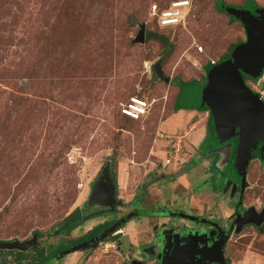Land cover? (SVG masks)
Here are the masks:
<instances>
[{
	"label": "rangeland",
	"instance_id": "rangeland-1",
	"mask_svg": "<svg viewBox=\"0 0 264 264\" xmlns=\"http://www.w3.org/2000/svg\"><path fill=\"white\" fill-rule=\"evenodd\" d=\"M168 1L0 0V243L35 235L45 255L62 250L51 264H158L162 246L154 247L156 238L168 228L205 229L189 218L198 217L228 232L222 251L228 264H264V224L235 232L231 222L237 194L230 195L235 177L226 159L234 139L201 157L183 145L185 114L164 121L176 88L189 103L205 84L209 61L218 63L244 42V30L217 9L216 0H189L184 24L160 30L155 13ZM254 2L264 9V0ZM244 3L221 0L224 7ZM141 26L143 41L134 42ZM157 60L168 83L150 78ZM249 80L243 79L247 87ZM132 95L151 104L145 119L120 116V105ZM169 141L176 152L164 167ZM104 169L110 179L118 176L113 198L119 206L105 223L129 225L93 249L74 251L81 254L77 259L79 254L64 251L90 227L56 235L53 230L73 210L81 216ZM245 183L238 209L264 207V162L257 152ZM161 211L188 217L137 216ZM152 247V255L145 253ZM0 251V264H14V253Z\"/></svg>",
	"mask_w": 264,
	"mask_h": 264
},
{
	"label": "water",
	"instance_id": "water-1",
	"mask_svg": "<svg viewBox=\"0 0 264 264\" xmlns=\"http://www.w3.org/2000/svg\"><path fill=\"white\" fill-rule=\"evenodd\" d=\"M220 8L229 17L240 23L244 30L245 41L236 44L229 51L228 58L218 61L208 69L205 75V84L198 88V95L194 97L196 103L192 107H196L200 101L211 115L219 134L224 139L237 138L232 153V172L235 179L239 180V195L241 196L246 186L245 175L251 160V151L256 149L258 144L264 143V103L244 85L242 79V75L249 79L257 78L264 67V9L253 8L249 11L222 5ZM143 30L141 26L134 42L142 43ZM149 69L152 80L157 79L168 83L169 79L163 76L159 60L152 63ZM226 156L228 158L227 153ZM234 187L235 185H233ZM113 194L112 181L104 169L92 184L87 204L111 208L114 204ZM232 194L233 191L230 195ZM238 203L240 204V202ZM180 215L188 217L184 214ZM263 216L264 207L259 212L249 207L241 214H236L232 222L235 232L240 231L244 225L259 226L263 221ZM130 218V215H127L126 219ZM122 222L124 220L113 223L104 228L97 236L72 246L70 251L65 253L93 249L108 235L115 232L116 227ZM200 222L205 221L201 220ZM171 232L169 230L165 232L166 234H162L163 238L162 235L160 237L165 244L162 246V250L156 254L158 264H228L222 253L223 240L206 247L207 240L204 236L186 234L179 238L176 234L171 236ZM167 234L169 237L165 236ZM35 242L36 236L33 235L30 240L22 243L17 241L0 243V248L25 250ZM197 244H201L202 248L193 253V247H196ZM171 245L174 247L172 248ZM144 251L148 255H152L151 248L144 249ZM196 254L199 256L196 257ZM129 264L139 263L132 261Z\"/></svg>",
	"mask_w": 264,
	"mask_h": 264
},
{
	"label": "trees",
	"instance_id": "trees-1",
	"mask_svg": "<svg viewBox=\"0 0 264 264\" xmlns=\"http://www.w3.org/2000/svg\"><path fill=\"white\" fill-rule=\"evenodd\" d=\"M216 1H217V9L222 10L220 8L221 0H216ZM163 7L164 6L162 5V6H160L159 9H161ZM236 8H238V7H236ZM253 8H256V4H255L254 0H245V3L243 5L242 9L251 11ZM229 19L231 20V22L236 21L232 17H229ZM154 23H155V21H154ZM154 26L156 27V23L154 24ZM155 37H157V36H155ZM236 44H238V43H236ZM235 45L231 46L229 51ZM228 57H229V52L226 55L222 56L221 58H218L217 62L222 60V59L228 58ZM207 64L208 63H206V61H205V63L203 65H207ZM242 78L249 80V78L244 76V75H242ZM182 83L185 84L186 82H182ZM195 83H198V81H195ZM180 93H181V89L179 88L178 95L176 97V103H177V99H178V101H179V98L183 99V96L180 95ZM196 95H198V89L194 92V94H190V96H189L190 102L189 103H186L185 106L177 103L176 107L181 108L183 106L184 108H191L194 105L192 100H194V97ZM196 107L198 109H205L206 110L205 106L200 101ZM208 119L209 120H208L207 135H206L205 140L203 141V143L200 146V151L198 152L201 157L205 156V155H210L212 153L217 154V153L221 152L224 149V143L226 140L217 131L216 126H215L210 114H209ZM233 139L236 142L237 138L234 137ZM234 148H235V146H234ZM255 152H257V155H258L260 162L263 163L264 162V143L258 144L256 149L251 151V157L254 156ZM212 161L213 160H211V163H212ZM228 161L230 162V164L232 166V162H233L232 154H231V157H229L227 159V162ZM111 181H112L113 187L115 188V177H113V179L111 177ZM240 199H241V197L238 198V202H240ZM238 202L236 205L239 204ZM180 214H181L180 212L174 213L171 211L170 212L169 211H164V212L161 211V212L137 213V216H148V217H154V218H156V217H172L173 219L177 220L180 218V216H181ZM201 220H202V218L199 219L198 217H192V221H194L195 223L197 221L200 222ZM115 221H111V223H113ZM80 223H81V217L79 215L78 210L77 209L73 210L56 226V228L53 230V234H55V235L58 233L68 234L71 230L78 227L80 225ZM111 223H108L106 225H98V226L94 227L89 232H87L85 235H82L81 237L77 238L76 240L70 241L71 245H73V244L77 245L78 243L83 242L86 239H90L93 236H97L98 233H100L104 228L107 227V225H109ZM122 226H123V223H119V225L116 227V230H119ZM97 229H99L98 233H96ZM36 234L39 235V233H37V232H36ZM70 248L67 249V251H70ZM27 251H29V252L27 253ZM0 252H2V251H0ZM11 252L14 253V264H51L54 260H57L63 256V255H61L62 250L61 251L57 250L56 253H54L53 255H51L50 253H49V255H45L43 247L41 245H39L37 242H35V244L27 247L25 250L14 249V250H7L6 251V253H11ZM64 252H66V251H64Z\"/></svg>",
	"mask_w": 264,
	"mask_h": 264
},
{
	"label": "crops",
	"instance_id": "crops-1",
	"mask_svg": "<svg viewBox=\"0 0 264 264\" xmlns=\"http://www.w3.org/2000/svg\"><path fill=\"white\" fill-rule=\"evenodd\" d=\"M197 80L199 83H201L199 79H195V81H197ZM202 86H203V83L199 85L200 88ZM191 89H193V87ZM176 90L177 91H176L175 96H174L172 111L166 116V119L164 121L166 122L169 119L172 120L173 118L179 116L180 114H185L186 116H184V117H186V119L184 122H186V128H185V130L182 131L183 134H181V139L185 138L186 142H184L183 145L186 148L190 149V151L197 150L196 152H198V151H200V146L203 143V141L205 140L206 135H207L209 112H208V110L198 109L196 107L184 108L182 106L181 108H177L176 107L177 103L185 106L186 102H183V100L179 98V101L177 99V103H176V97L178 95L179 89L176 88ZM180 95L183 96L182 92L180 93ZM194 103H196L195 99L193 100V104ZM210 156H212V154H210ZM224 156H225V154H224ZM211 166H214V165L211 163ZM214 170H215V168H214ZM115 182H116V184L118 183V176L115 177ZM115 188H114V192H115ZM84 205H85V208H84L85 211L80 213L81 214L80 217H81L82 222H81L79 227H82V228L85 226L87 228L90 227L88 230H91L98 225L108 224L109 222L105 223V221L107 220L106 217L115 214L116 209H117L116 207H119V206L115 207V200H114V204L111 208L100 206L97 204L88 205L87 201ZM158 219H160V218H158ZM165 220H168V219L165 218ZM130 222H134V221H130ZM126 225L128 226L129 224L126 223L125 225L122 226L123 228L122 227L121 228L123 230H125L124 228ZM79 227H77V229ZM121 228L119 230H117V232L121 233L122 232ZM169 230H170V228H168V230H166V232ZM126 231H127V229H126ZM132 232H134V234H135V232H137V230H133ZM130 235H132V234H130ZM73 254H79V255H77V259L81 256L80 253H76V252H72L70 255L72 256Z\"/></svg>",
	"mask_w": 264,
	"mask_h": 264
},
{
	"label": "built area",
	"instance_id": "built-area-1",
	"mask_svg": "<svg viewBox=\"0 0 264 264\" xmlns=\"http://www.w3.org/2000/svg\"><path fill=\"white\" fill-rule=\"evenodd\" d=\"M191 4L189 0H170L167 4L158 9L155 13L156 27L160 30L175 28L178 25H183L187 16L190 13ZM198 53L202 52V47H196ZM214 61L210 60L209 64L213 65ZM249 88L255 93L259 99L264 100V67L259 73V76L255 79L249 80ZM151 104L143 97L132 95L129 96L126 101L120 105L119 114L122 117L129 119L130 121H138L145 119L150 111ZM166 155L162 166H167L172 160V153L176 152L175 144L167 143Z\"/></svg>",
	"mask_w": 264,
	"mask_h": 264
},
{
	"label": "flooded vegetation",
	"instance_id": "flooded-vegetation-1",
	"mask_svg": "<svg viewBox=\"0 0 264 264\" xmlns=\"http://www.w3.org/2000/svg\"><path fill=\"white\" fill-rule=\"evenodd\" d=\"M212 154H216V153H212ZM225 168V167H224ZM216 170V169H215ZM109 176V175H108ZM234 182V185H235V187L233 188V186H232V190L231 191H233V193H236L237 195H236V198H235V209L236 210H233V219L231 220V222H233V220H234V218H235V216H236V214H241L244 210L243 209H238V206L239 205H237V207H236V204H237V202H238V199L237 198H239V180H235V181H233ZM229 184L231 185V181L229 180ZM236 191H235V190ZM241 198H242V195L240 196ZM240 201H241V199H240ZM261 209V208H260ZM260 209L259 210H256V212H259L260 211ZM255 210V209H254ZM157 218V217H156ZM199 219H201V218H199ZM202 220H204L205 222H202V223H200V222H193V223H195L196 225H198V227L200 226H203L204 225V227H205V229H197V227H195L196 229H193V230H191V231H182V232H178V233H174V232H172L170 235L171 236H175L174 234H176V235H178L179 236V238H181V237H184L186 234H190V235H193V234H196V236H204L205 238H206V247H210L212 244H214V243H217V242H220V241H222L223 240V245H222V251H223V249H224V245H225V242L227 241V239H228V232H226V231H222L217 225H215L212 221H210V220H208V219H203L202 218ZM262 224H264V217H263V221L261 222V224L259 225V227H261V225ZM234 226V225H233ZM254 226V225H253ZM235 227V226H234ZM243 227V226H242ZM241 227V228H242ZM235 229V228H234ZM241 230V229H240ZM99 234V233H98ZM97 234V235H98ZM165 236H167V237H169V234H167V235H165ZM93 237H95V236H93ZM164 236L162 235V238H163ZM162 238H156V244H154V247L158 244V245H161V246H163L164 244H165V242L162 240ZM88 239H86V240H84V241H87ZM169 245V244H168ZM181 245V244H180ZM153 246V245H152ZM154 247H152L151 248V252H153L154 253V251H153V249H154ZM171 247L173 248L174 247V245H171ZM202 248V245L201 244H197L196 245V247L194 246L193 247V253H196V252H198L199 250L198 249H201ZM200 254V253H199ZM197 256H199L198 254H196V257ZM61 259V258H60ZM130 263V262H129ZM157 263H158V261H157ZM128 264V263H127ZM209 264H213V263H209ZM215 264V263H214Z\"/></svg>",
	"mask_w": 264,
	"mask_h": 264
}]
</instances>
